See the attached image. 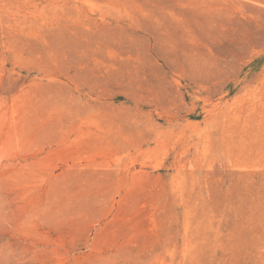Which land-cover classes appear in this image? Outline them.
I'll return each mask as SVG.
<instances>
[{
  "label": "rangeland",
  "instance_id": "374dc122",
  "mask_svg": "<svg viewBox=\"0 0 264 264\" xmlns=\"http://www.w3.org/2000/svg\"><path fill=\"white\" fill-rule=\"evenodd\" d=\"M0 264H264V0H0Z\"/></svg>",
  "mask_w": 264,
  "mask_h": 264
}]
</instances>
